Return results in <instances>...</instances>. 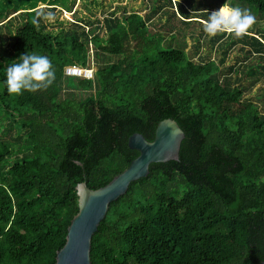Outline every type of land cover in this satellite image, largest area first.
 <instances>
[{
  "label": "trees",
  "instance_id": "obj_1",
  "mask_svg": "<svg viewBox=\"0 0 264 264\" xmlns=\"http://www.w3.org/2000/svg\"><path fill=\"white\" fill-rule=\"evenodd\" d=\"M74 1L0 0V25L24 16L0 48V133L17 130L25 146L12 161L14 146L0 138V264H54L77 212V183L105 185L138 154L128 137L139 132L152 140L164 118L184 132L179 159L149 164L148 174L109 204L91 238V264L262 261L263 94L244 98L253 85L228 80L227 53L216 76L212 60L194 63L181 50L158 49L146 31L153 18L136 12L104 17L102 33L86 30L81 19L32 24L39 6L71 11ZM240 1L264 12V0ZM248 34L255 42L247 50L264 58V40ZM93 50L109 60L94 64ZM25 51L48 56L55 79L47 89L10 95L3 70ZM89 61L93 80L64 74L65 66ZM61 82L94 92L59 99Z\"/></svg>",
  "mask_w": 264,
  "mask_h": 264
},
{
  "label": "rangeland",
  "instance_id": "obj_2",
  "mask_svg": "<svg viewBox=\"0 0 264 264\" xmlns=\"http://www.w3.org/2000/svg\"><path fill=\"white\" fill-rule=\"evenodd\" d=\"M227 4L248 9L255 16V23L248 32L257 33L264 40V12L258 10L256 5L250 2L227 0ZM218 7L217 0H75L71 5V11L61 10L60 7L49 8V6L41 5L38 12L52 11L55 13V18L58 17L59 20L65 21L81 19L86 30L94 28L100 33L103 32V18L110 14H115L120 19L125 12H136L143 20L146 17L148 19L153 18L146 24V31L152 40L159 43L158 49L174 48L181 50L194 63H204L212 60L217 69L214 72L216 76L224 67V63L220 64V59L227 53L225 68L233 66L231 70L232 77L228 80H234L235 84H240L239 86L253 85L248 89L243 88L244 98L254 99L255 95L262 97L261 94H257L259 92L264 97V58L256 56L253 52L251 54L247 50L249 44L255 42L250 36H246L251 34L247 32L242 37L236 38L228 32L209 36L203 31V20L207 19V13L216 10ZM13 15L15 16L10 18L9 21H3L5 23L0 25V48L8 47L15 27L24 18L22 14ZM41 21L48 23L42 19ZM256 45L259 47L258 44ZM89 58H93L94 64L96 60L101 62L109 60L108 56L99 52L96 54L94 50L92 57L90 54ZM93 92L94 87L87 91H76L66 87L61 82L59 99L68 98L79 101ZM260 101L257 102L260 103L263 109L264 99ZM17 136V130L13 128H10V131L4 134L0 133V138L8 141L15 148L14 156L11 158L12 161L20 156L18 154L20 150L24 149L25 152L24 143L22 144V140H18Z\"/></svg>",
  "mask_w": 264,
  "mask_h": 264
},
{
  "label": "water",
  "instance_id": "obj_3",
  "mask_svg": "<svg viewBox=\"0 0 264 264\" xmlns=\"http://www.w3.org/2000/svg\"><path fill=\"white\" fill-rule=\"evenodd\" d=\"M183 138L184 132L178 123L164 118L156 124L152 140L139 132L128 137V147L138 154L105 185L93 189L85 181L77 183V212L67 226L64 244L55 253L54 264H91V238L105 217L109 204L124 195L131 182L145 177L149 164L177 161ZM257 264H264V259Z\"/></svg>",
  "mask_w": 264,
  "mask_h": 264
},
{
  "label": "clouds",
  "instance_id": "obj_4",
  "mask_svg": "<svg viewBox=\"0 0 264 264\" xmlns=\"http://www.w3.org/2000/svg\"><path fill=\"white\" fill-rule=\"evenodd\" d=\"M41 19L52 23L55 20V13L38 12L32 18V24H38ZM254 23L255 16L248 9L223 4L219 9L207 13L203 31L209 36L228 32L240 38ZM3 71V83L10 95L47 89L55 79V67L51 60L48 56L35 52L25 51L16 59L7 61Z\"/></svg>",
  "mask_w": 264,
  "mask_h": 264
},
{
  "label": "built area",
  "instance_id": "obj_5",
  "mask_svg": "<svg viewBox=\"0 0 264 264\" xmlns=\"http://www.w3.org/2000/svg\"><path fill=\"white\" fill-rule=\"evenodd\" d=\"M64 74L66 76H71V77H78L89 80L94 79V70L91 61H89L88 66L86 67L67 65L64 67Z\"/></svg>",
  "mask_w": 264,
  "mask_h": 264
},
{
  "label": "crops",
  "instance_id": "obj_6",
  "mask_svg": "<svg viewBox=\"0 0 264 264\" xmlns=\"http://www.w3.org/2000/svg\"><path fill=\"white\" fill-rule=\"evenodd\" d=\"M225 5H228V4H225ZM220 7H221V6H220ZM217 9H219V7H218ZM217 9H216V10H217ZM203 22H204V20H203Z\"/></svg>",
  "mask_w": 264,
  "mask_h": 264
}]
</instances>
